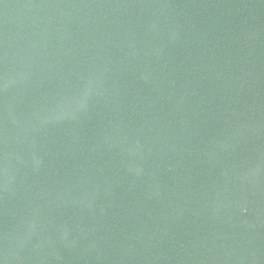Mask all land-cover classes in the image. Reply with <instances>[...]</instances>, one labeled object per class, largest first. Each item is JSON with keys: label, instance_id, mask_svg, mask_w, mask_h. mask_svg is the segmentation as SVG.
Here are the masks:
<instances>
[{"label": "water", "instance_id": "95a60500", "mask_svg": "<svg viewBox=\"0 0 264 264\" xmlns=\"http://www.w3.org/2000/svg\"><path fill=\"white\" fill-rule=\"evenodd\" d=\"M0 264H264V0H0Z\"/></svg>", "mask_w": 264, "mask_h": 264}]
</instances>
